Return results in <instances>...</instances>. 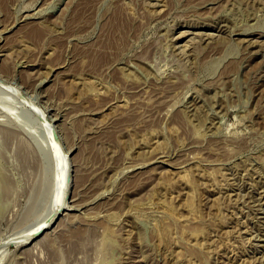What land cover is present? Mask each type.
<instances>
[{
	"label": "rangeland",
	"instance_id": "obj_1",
	"mask_svg": "<svg viewBox=\"0 0 264 264\" xmlns=\"http://www.w3.org/2000/svg\"><path fill=\"white\" fill-rule=\"evenodd\" d=\"M0 99V264H264V0H0Z\"/></svg>",
	"mask_w": 264,
	"mask_h": 264
},
{
	"label": "bare ground",
	"instance_id": "obj_2",
	"mask_svg": "<svg viewBox=\"0 0 264 264\" xmlns=\"http://www.w3.org/2000/svg\"><path fill=\"white\" fill-rule=\"evenodd\" d=\"M183 32H186V33H187V31H182L181 33H183ZM189 32H190V31H189ZM197 34H198V33H196V35H197ZM204 34H205V33H204ZM208 34H209V36H210V34H212V33H208ZM182 36H183V35H182ZM187 36H188V34H187ZM177 37H178V36H177ZM179 37H180V35H179ZM183 37H184V36H183ZM188 37H189V36H188ZM204 37H205V36H204ZM206 37H207V36H206ZM212 37H213V36H211V38H212ZM180 39H181V38H180ZM177 41H178V40H177ZM188 41H189V40H188ZM208 41H209V40H208ZM249 41H250V40H249ZM252 41H253V40H252ZM253 43H254V42H253ZM10 88H11V87H10ZM11 90H12V88H11ZM11 90H10V91H11ZM14 90H15V89H14ZM15 91H16V90H15ZM8 92H9V91H8ZM9 93H10V92H9ZM7 95H8V94H7ZM7 95H5V96H7ZM5 96H4V97H5ZM4 97H3V98H4ZM10 97H11V93H10ZM5 98H6V97H5ZM7 98H9V97L7 96ZM11 100H12V98H11ZM0 101H2V99H0ZM7 101H9V100H7ZM7 101L5 102V100H4V102H0V107L3 108V109H5V110H7L6 108L3 107V106L8 107V106L6 105V104H7ZM11 102H12V101H11ZM11 102H10V104H11ZM1 103H2V105H1ZM4 103H5V105H4ZM10 106H11V105H10ZM14 107H16V106H14ZM14 107L11 108V110L14 111V112L12 111V112H13V115H12V116H14L15 113H18L17 115H18V117H19V116H20V115H19L20 111H15V109H13ZM27 108H28V107H27ZM30 108H31V107H30ZM33 109H35V111H36V108H33ZM16 110H17V108H16ZM18 110H19V109H18ZM31 110H32V109H31ZM35 111H34V112H35ZM10 118H11V117H10ZM15 119H16V118H15ZM0 120H1V119H0ZM8 120L10 121V119H8ZM8 120H7V121H8ZM22 120H23V119H21V121H22ZM0 122L3 123V121H0ZM23 122L26 123V121H23ZM23 124H24V123H23ZM25 126H29V127H30V125L27 124V123L25 124ZM47 128H48V127H47ZM33 129L36 130V128H33ZM50 129H51V126H50L49 130H50ZM4 130H5V129H4ZM17 130L19 131V129H17ZM26 130H27V129H26ZM29 130H30V132L32 131L31 129H29ZM47 130H48V129H47ZM21 132H22V130H21ZM23 132H25V131H23ZM49 133H50V132H49ZM50 136H52V133H51ZM55 145H57V144H55ZM57 146L59 147V145H57ZM59 149H60V147H59ZM59 149H58V150H59ZM58 150H57V151H58ZM53 151H54V150H53ZM57 151H56V152H57ZM60 152H61V151H58L59 154H60ZM62 155H63V153H62ZM59 157H60V156H59ZM63 157H66V156H63ZM60 159H61V158H60ZM60 159H59V161H60ZM62 160H64V159H62ZM65 160H66V159H65ZM61 163H62V162H61ZM64 163H66V161H65ZM65 165H66V164H65ZM65 165H64V166H65ZM62 166H63V165H62ZM64 166H63V168H64ZM63 168H62V169H63ZM64 170H65V169H64ZM64 170H63V171H64ZM60 171H61V170H60ZM63 171H61L60 174H62ZM65 172H66V171H65ZM68 172H69V171H68ZM65 174H66V173H65ZM64 176H65V175H64ZM67 176H68V175H67ZM67 176H65V177L67 178ZM60 177H61V176H60ZM62 177H63V176H62ZM63 178H64V177H63ZM66 178H65V179H66ZM65 179H64V180H65ZM62 182H63V181H62ZM58 183H61V181H60V182L58 181ZM63 184H64V182H63ZM67 185H68V183H67ZM67 185H66V186H67ZM57 186H58V187H57V191H56V193L58 192V189H59V192H61V190H62V189H61V186H60L59 184H57ZM59 187H60V188H59ZM66 188H67V187H66ZM66 188H64V189H66ZM64 191H65V190H63L62 193H63ZM63 194H64V193H63ZM56 195H57V194H56ZM59 197H60V199L62 200V197H61V196H59ZM57 203H60V202H57ZM62 207H63V206H62ZM68 209H69V208H68ZM64 210H65V209H64ZM56 212H57V211H56ZM64 212H65V211H64ZM54 214H55V213H54ZM56 214H57V213H56ZM60 214H61V213H60ZM53 216L55 217V215H53ZM53 221H54V219H53ZM50 223H52V222H50ZM47 224H48V223H47ZM47 224H46L45 226H47ZM43 225H44V224H43ZM38 226H39V224H38ZM39 227H40V226H39ZM39 227H37V228L39 229ZM43 227H44V226H43ZM35 228H36V226H35ZM40 229H41V228H40ZM36 230H37V229H36ZM36 230H35V232H36ZM31 231H33V230H31ZM38 231H40V230H37V232H38ZM32 233H33V232H32ZM32 233H30V234L32 235ZM29 236H30V235H29ZM32 236H33V235H32ZM29 238H30V237H29ZM24 244H26V243H24Z\"/></svg>",
	"mask_w": 264,
	"mask_h": 264
}]
</instances>
